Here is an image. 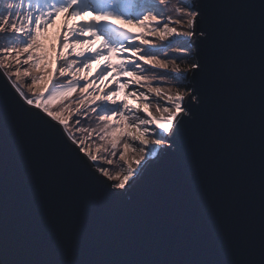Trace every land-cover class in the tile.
<instances>
[{
	"label": "snow or ice",
	"instance_id": "1",
	"mask_svg": "<svg viewBox=\"0 0 264 264\" xmlns=\"http://www.w3.org/2000/svg\"><path fill=\"white\" fill-rule=\"evenodd\" d=\"M168 2L0 0L5 42L0 47V264H264V0H259L258 36L244 23L253 14L252 0L192 5L183 21L187 31L170 26L182 21L166 15ZM206 9L220 15L215 25L201 29ZM60 16L61 34L49 50L43 38ZM170 38L186 40L187 47L178 51L185 53L182 60L193 61L188 69L176 63L177 57L161 58L153 50L154 40ZM199 43L209 45L203 56L193 51ZM202 74L212 82L208 90L185 83ZM206 107L210 114L202 116ZM10 113L21 150L30 152L37 141L50 145L62 166L91 187L98 203H119L167 157H180V167L209 210L231 211L207 245L225 258L106 259L115 248L131 249L136 242H117L110 232L97 230L91 241L99 258L77 259L72 210L50 175L37 174L18 203L10 198L5 141ZM198 119L203 123L190 132L186 125ZM188 137L195 142L185 143ZM149 146L157 159L148 158ZM166 179L162 169L153 190L163 191ZM142 246L149 255L156 248L148 234ZM190 246L186 240L174 245L178 252ZM45 248L60 258H36Z\"/></svg>",
	"mask_w": 264,
	"mask_h": 264
},
{
	"label": "water",
	"instance_id": "2",
	"mask_svg": "<svg viewBox=\"0 0 264 264\" xmlns=\"http://www.w3.org/2000/svg\"><path fill=\"white\" fill-rule=\"evenodd\" d=\"M207 0H191L185 7L192 5L203 7ZM255 5L253 14L246 18L244 23L254 26L258 36L259 31V0H252ZM208 20L199 25L207 29L209 24L215 25L220 15L217 9H206ZM195 39V38H193ZM209 50L207 43L193 45V51L204 55ZM258 79V64H257ZM0 81V87L3 86ZM192 83L197 89L208 90L212 82L205 75L197 76ZM192 93L189 92L188 95ZM202 116L210 114L209 108L201 110ZM203 123L202 119L190 122L186 128L191 132ZM6 166L10 198L17 202L26 188L31 186L34 177L50 175L57 184L64 200L72 210V218L76 224L79 237L77 259H96L92 250L91 236L94 231L106 230L113 234L117 242L135 240V246L128 249L127 244L115 248L104 258L125 259H208L222 260L224 254L215 248H209L208 241L214 238L220 229L221 218L231 215L228 207H221L215 211L209 210L208 205L200 196L199 187L192 182L180 167V157L171 155L164 163L157 165L136 190L122 197L117 204L110 202L98 203L92 196V189L83 178L73 170L62 166L61 159L55 150L48 144L37 141L32 145L30 152L25 153L19 147V133L16 127V117L9 114L5 124ZM195 142L194 137H188L187 144ZM256 143L258 145V136ZM158 155V150H157ZM157 159V156L153 158ZM256 188L255 197L258 205V148L255 156ZM166 172V185L163 191H154L161 170ZM215 175L211 166L210 178ZM33 214L39 216L37 208ZM40 225L37 223V233ZM150 235L155 250L151 255L143 250L142 237ZM178 240L191 242L178 252L174 245ZM38 259H58L59 254L45 248L36 257Z\"/></svg>",
	"mask_w": 264,
	"mask_h": 264
},
{
	"label": "rangeland",
	"instance_id": "3",
	"mask_svg": "<svg viewBox=\"0 0 264 264\" xmlns=\"http://www.w3.org/2000/svg\"><path fill=\"white\" fill-rule=\"evenodd\" d=\"M190 1L191 0H169L168 5L165 7L166 15L170 16L173 20H181L182 21L180 24H175V25L170 24V26L177 27L178 31H187L188 30L187 24L184 23L183 21H185L187 19V17L185 16V13L188 11V9L185 7V4L190 2ZM88 18H92V16H89ZM63 23H64V17L63 16L57 17L56 23L49 27L48 33L43 38L44 44L49 50L51 49L53 44H56L58 42V37L61 34V27H62ZM113 23L114 24H121L122 27L129 28L130 31L135 32V33L141 32V29L135 28L131 25L122 24L120 21H114ZM149 38L153 39L151 37H149ZM172 40H174V42ZM180 42H182V45L187 44L184 38H179V39L170 38V40L166 41V42H160L158 40H154L153 50L157 52L161 48H164V50H161V51H163L162 53L164 54V56H163V54L157 52L158 54H160V57L163 58L167 55L168 56L171 55L172 52H174L172 50H176V49L180 50V49L186 48L184 46L180 47L181 46L179 44ZM4 43L5 42L3 41V39L0 38V47H3ZM178 44L180 46H178ZM98 46H99V41L96 42L94 47H98ZM177 53H178V55H183V52H181V51H178ZM52 55H53V57L55 56L54 53ZM96 67L97 66L95 64L92 66L93 72L96 71ZM22 83H23V81H22ZM77 134L79 135V133H77ZM151 147L152 146H149V149H146V152L149 153L148 158H153V156L150 154Z\"/></svg>",
	"mask_w": 264,
	"mask_h": 264
},
{
	"label": "trees",
	"instance_id": "4",
	"mask_svg": "<svg viewBox=\"0 0 264 264\" xmlns=\"http://www.w3.org/2000/svg\"><path fill=\"white\" fill-rule=\"evenodd\" d=\"M186 5V4H185ZM188 9V8H187ZM0 10H2V9H0ZM173 42H174V40H172ZM186 41V40H185ZM181 46H180V45ZM178 44V46H180V47H187V44L186 45H182V42H180ZM177 46V47H178ZM176 47V48H177ZM161 50H164V48H161L159 51H157L158 53H161V54H163L162 52L163 51H161ZM161 51V52H160ZM172 51H174V52H172V54L171 55H169V56H175V57H177V59H176V63H178V64H180V67L182 68V69H188L190 66H191V64L193 63V61L192 60H182L181 59V57L183 56V55H185V53H183V55H178V50L176 49V50H172ZM163 56H164V54H163ZM168 56V55H167ZM185 83H186V81H185Z\"/></svg>",
	"mask_w": 264,
	"mask_h": 264
}]
</instances>
